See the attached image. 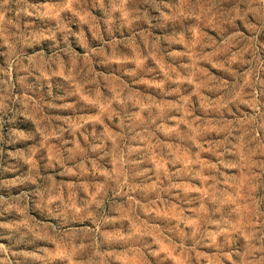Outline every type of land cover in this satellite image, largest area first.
Returning a JSON list of instances; mask_svg holds the SVG:
<instances>
[{"label": "rangeland", "instance_id": "obj_1", "mask_svg": "<svg viewBox=\"0 0 264 264\" xmlns=\"http://www.w3.org/2000/svg\"><path fill=\"white\" fill-rule=\"evenodd\" d=\"M0 264H264V0H0Z\"/></svg>", "mask_w": 264, "mask_h": 264}]
</instances>
